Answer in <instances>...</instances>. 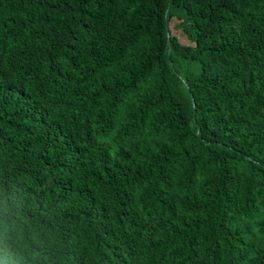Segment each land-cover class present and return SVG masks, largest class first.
<instances>
[{
  "label": "trees",
  "instance_id": "16d2710c",
  "mask_svg": "<svg viewBox=\"0 0 264 264\" xmlns=\"http://www.w3.org/2000/svg\"><path fill=\"white\" fill-rule=\"evenodd\" d=\"M0 264H264V0H0Z\"/></svg>",
  "mask_w": 264,
  "mask_h": 264
}]
</instances>
